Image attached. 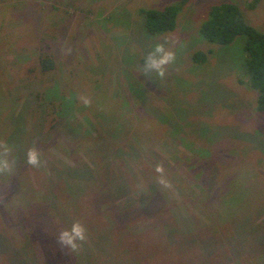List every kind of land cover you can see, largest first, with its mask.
Returning a JSON list of instances; mask_svg holds the SVG:
<instances>
[{
  "label": "rangeland",
  "instance_id": "rangeland-1",
  "mask_svg": "<svg viewBox=\"0 0 264 264\" xmlns=\"http://www.w3.org/2000/svg\"><path fill=\"white\" fill-rule=\"evenodd\" d=\"M178 1L0 0V264H264V112L236 81L244 37L199 33L221 1L264 32V0H188L148 35L140 10ZM157 44L176 56L163 76L144 62ZM73 222L76 249L57 239Z\"/></svg>",
  "mask_w": 264,
  "mask_h": 264
},
{
  "label": "trees",
  "instance_id": "trees-1",
  "mask_svg": "<svg viewBox=\"0 0 264 264\" xmlns=\"http://www.w3.org/2000/svg\"><path fill=\"white\" fill-rule=\"evenodd\" d=\"M187 1L188 0H179L175 4L165 5L161 9H141L140 12L143 15L144 31L150 36L172 31L176 26L178 13ZM259 1L260 0H250L249 7H254ZM199 33L206 41L221 45L231 44L237 36L244 37L241 57L239 59V72L240 75L246 76V79L243 80V76L238 75L236 81L238 84L248 87V90L255 92V110L258 113L264 112V32L246 21L241 8L235 2L221 1L209 6L208 16L200 24ZM210 51V49L205 52L201 50L196 51L192 54V59L194 62H204ZM38 59L42 72L50 71L54 68V60L50 55L41 52ZM48 105L49 108L53 103L50 102ZM50 113H55V109L52 108V110L49 111V114ZM104 194H110L108 189L103 190L101 195ZM221 198L219 203L224 204L225 198ZM170 218L171 217H169V219L166 218L167 221H165L164 224L167 222L166 225L169 224L172 228L175 225L172 221L170 222ZM218 218L221 220L222 216H218L217 214V223L220 222ZM133 232L135 231H128L127 233L131 238L130 243H132L131 240L134 239L132 236ZM176 233H178V231ZM181 241L186 242L183 244L179 241V244L176 245L180 247H196L195 244L189 243L186 239ZM131 245L135 247V244ZM2 246H4V244H0V247ZM133 252L135 251L131 249L128 253V256L132 255V258H129L132 262L138 257ZM133 257L135 259H133ZM144 260L145 257L137 259L134 262L136 264H143L142 261ZM114 264H117V262Z\"/></svg>",
  "mask_w": 264,
  "mask_h": 264
},
{
  "label": "clouds",
  "instance_id": "clouds-1",
  "mask_svg": "<svg viewBox=\"0 0 264 264\" xmlns=\"http://www.w3.org/2000/svg\"><path fill=\"white\" fill-rule=\"evenodd\" d=\"M175 53L166 51L160 44L155 45L154 50L144 58L145 67L155 72L158 76H163L165 65L174 63ZM26 161L32 166H39L40 155L35 149H30L26 153ZM86 238V229L79 222H73L69 228L62 229L57 236L58 242L70 249H76L81 241Z\"/></svg>",
  "mask_w": 264,
  "mask_h": 264
}]
</instances>
